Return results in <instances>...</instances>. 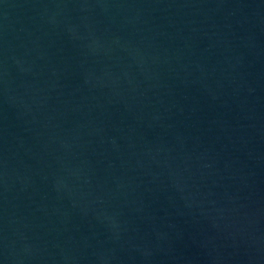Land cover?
I'll list each match as a JSON object with an SVG mask.
<instances>
[{"label":"water","instance_id":"95a60500","mask_svg":"<svg viewBox=\"0 0 264 264\" xmlns=\"http://www.w3.org/2000/svg\"><path fill=\"white\" fill-rule=\"evenodd\" d=\"M0 264H264V0H0Z\"/></svg>","mask_w":264,"mask_h":264}]
</instances>
